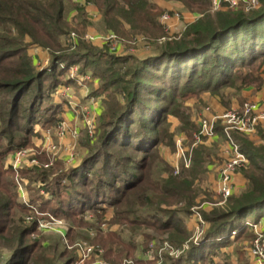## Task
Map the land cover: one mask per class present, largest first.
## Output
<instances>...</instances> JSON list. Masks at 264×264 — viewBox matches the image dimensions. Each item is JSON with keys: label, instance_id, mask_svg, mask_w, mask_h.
Returning <instances> with one entry per match:
<instances>
[{"label": "trees", "instance_id": "1", "mask_svg": "<svg viewBox=\"0 0 264 264\" xmlns=\"http://www.w3.org/2000/svg\"><path fill=\"white\" fill-rule=\"evenodd\" d=\"M176 1L197 18L182 32L169 35L161 21L163 9L153 0H0V166L6 151L23 148L26 140L23 133L31 134L37 114L42 126L61 120L58 115L60 105L54 103L53 98L59 86L69 82L66 74L72 66H78L79 73H90L98 80L99 86L92 94L103 98L95 127L96 133L101 134L103 146L116 143L135 146L144 152L143 159L151 144L149 140L159 143L158 132L163 129L169 113L180 117L183 124L195 126L181 109L185 97L210 91L213 96L222 98L226 90L231 89L233 96L241 99L245 88L254 85L261 88L259 69L264 64V0L248 11L243 7L234 9L230 3H223L227 6L225 9L213 11L212 0ZM89 5H93L98 13L101 29L115 35L125 50L141 47L152 54L146 57L135 52L119 54L111 49L114 39L103 45L84 39L87 29L95 25L88 16ZM72 12L71 21L67 13ZM72 30L78 35L74 48L67 41ZM31 46L49 51L51 57L47 67L37 68L28 51ZM163 102L167 106L165 109ZM229 102L225 101V104ZM244 102L241 100L240 104ZM172 105L174 109L170 108ZM136 112L139 113L137 117ZM22 119L23 124L20 123ZM137 126L138 131H135ZM216 131L224 137L221 122L217 123ZM230 132L250 161L243 170L246 185L232 193L224 206H214L209 212H203L202 217L209 224L204 243L190 246L178 258L165 251L157 252L161 256L160 264L214 262L215 245L231 242V231H238L234 241L249 237L243 232L246 215L256 213L261 217L264 214V145L260 150L244 133ZM3 140L7 141L6 145ZM101 149H94L79 166L67 170H61V166L64 167L61 162L55 167L33 166L29 172L35 176V181L41 180L43 189L50 192L45 203L59 198L53 211L67 216L78 227L83 223L88 225L86 229L95 233L97 251L102 250L101 256L110 263H121L133 257L144 243L148 247L155 238L168 240L175 246L190 242L189 232L180 224L181 217L178 220L173 215L164 218L158 216L160 210L149 213L141 207H160L155 198L162 192L171 198H179L177 203L184 202L185 207L178 211L188 212L195 205V196L188 194L192 189L194 192V187L199 188L198 182L213 161L211 156L214 153L216 156V146L215 152L204 143L194 146L191 166L183 168L181 175H170L168 179L159 177L152 195L137 189L141 175L123 171L122 179H116L121 185L117 190L119 197L108 196L101 181L94 189L83 190L88 184L92 164H97L98 156L95 155ZM106 155L110 156L109 153ZM136 167L139 170L138 164ZM82 169V181L77 178L73 181ZM79 182L81 188L76 186ZM73 184L75 189H71ZM9 185L11 183L4 179L0 169V224L5 222V226H0V259L3 250L10 248L8 258L0 264H73L78 253L68 256L60 248L59 240L53 242L40 234L30 241L29 236L36 230L37 222L24 225L23 217L17 215V210L24 208L17 205L16 195L7 187ZM107 186L116 190L117 182L112 184L110 181ZM128 191L140 193H133L135 199L119 204L121 196ZM61 204L66 207H60ZM111 208L115 213L110 221L118 224L117 229H111L113 224L105 221ZM87 211L95 212L90 216L91 220H85ZM106 223H110L107 230L103 226ZM75 230L73 225L70 232ZM138 236L142 237V242H137ZM145 261L142 258L136 260L139 264H155V261Z\"/></svg>", "mask_w": 264, "mask_h": 264}, {"label": "rangeland", "instance_id": "2", "mask_svg": "<svg viewBox=\"0 0 264 264\" xmlns=\"http://www.w3.org/2000/svg\"><path fill=\"white\" fill-rule=\"evenodd\" d=\"M153 1L155 2L157 0ZM161 2L163 6H160L159 4L158 5L163 9V14L166 13L168 17L167 20L161 21L166 25V29L169 32V35L182 32L189 23L195 20L194 18H192V16L188 15H192V12L186 11L184 5L181 2L176 0H159V3ZM223 3H230V6L234 9L243 7L245 11H248L250 8H257L260 5V0H257L256 4H253L250 0H234V3L228 2L226 0H222V2L220 3V0H218V4H215L214 0H212L213 11L227 8V6H223ZM88 14V16L95 21V25L93 27H89L90 29L92 28V30L89 31L88 28L85 33L87 34L88 32H90L89 35L95 37L93 40H91L93 43L96 44L97 41H101L103 45V42L107 40L106 37L108 36V33L104 32L98 24L100 18L97 17V14H95L94 12H88ZM67 16L72 21L74 14L71 17V14L67 13ZM174 19L185 26L183 28L173 27ZM76 23L77 21L72 23L74 27ZM73 31L76 33L75 30H72V32ZM114 41H118V39L115 38L111 43L112 45L117 43ZM76 68H78V66L70 68L71 74H74V70ZM259 70L261 71L262 76V87L256 88L255 85L250 86V88H253L255 92L263 90L264 88V64L260 67ZM64 86L65 85L62 84L59 86V88H63ZM225 93L226 95H224V97L222 96V98L221 96H213L210 91H204L198 95L185 97L181 101V109L185 113V115L190 117L191 121L193 120L192 122L195 124V126L192 127L190 124L185 125L182 123L180 117L169 113L167 116V120H165L166 123L164 122L163 124V129L158 132L159 143L154 144V139L149 140L151 141V144L149 145V150L146 153V157L144 159L142 158L144 156V152H142V150H137L135 146H124L119 143L111 146H103V141L102 139H100V132L97 131L96 133V131L93 130L89 131L85 118L86 116L91 115L94 118V121H96L97 116H99L101 111H98L97 115H95V113L97 112H95V109H97L96 107L98 105L103 106L102 97L100 98L94 96L95 100L98 102V105L94 108L91 102L81 108L77 107L79 112L76 110V113L77 115H79L80 119L82 118L83 121V127L80 128L71 124L69 121L65 122L62 120L55 123H50L46 126H42V120H38L40 118V115L37 114L38 116L36 115L35 117V119L37 120L32 123L33 130L31 134L25 135V133H23V138L26 139L24 140L25 142L23 148L19 150L12 149L8 152L6 151L5 155L2 157V166H0V169L4 172V179L11 183V186L9 185L7 187H10V189H12V191L15 193L17 205H19L21 208H24L22 211L17 210L18 217L22 216L24 219V225L27 226L33 225L37 222V226H35L36 230L34 232H31L29 236L30 241L34 240L35 238L40 236V234H42L49 237L53 242L59 240L61 243L60 248L66 251L68 256L70 254L76 256L77 253L78 255H81V247H90L92 251L94 249L92 258L98 257L99 259L108 262L101 256L102 250L97 251V245L95 244L96 241L94 240L96 239V237H94V231H89V229H86L88 225H86L85 223L82 224V227H78V224L73 223L70 218H67V216H63L62 213H55L53 209L55 205H57L59 198L54 200L50 199V202L45 203L49 198L50 192H47L41 187V180L38 179L35 181V176H33V174L29 172V170H31L33 166L55 167L60 162L64 166H61V170H67L70 167H74L73 165H75L78 160H83L84 157L89 155L94 149H101L102 147V149L95 155L98 156V161H95L97 163L95 166L94 164H92L93 168L90 169V173L87 177L88 184L83 187L84 191H89L92 188L94 189V186L98 183V181H101V185H103L104 191L108 196L114 195L119 197L120 193H117V190L120 189L121 185L118 181H116V179L120 181L122 179V174L124 173L123 171H126L128 173L132 172L141 175L142 181L139 184L140 186L138 185L139 187L137 189H144L152 195L159 177L168 179L170 175H181L183 173V168H189L191 166L193 148L196 140L195 135L198 132L197 129L199 126V121L206 115L207 111L212 112L213 110H215V108L211 106L210 98L214 97V99H216L218 102H222L226 109L232 107L231 103L235 99H238L237 101L239 102L241 100H246V98L243 97L241 99L239 97H234V90H226ZM57 94L62 95L61 91ZM225 101L230 102L229 104H225ZM53 102L56 103L54 98ZM59 105L60 112L58 115H61L60 113L64 108V104L62 103ZM162 105L165 106L163 109L167 108L165 102H163ZM170 108L174 109L175 106L172 105ZM138 115L139 113L136 112L135 117H137ZM23 121L24 120L22 119L20 123L23 124ZM260 126L261 125H259L253 133H251L253 134V137H249L246 134L245 135L248 136L249 139L259 147L258 149L262 150V147L264 145V138L262 137L264 128ZM181 127L184 128L181 130ZM138 128L139 126L135 127V131H138ZM85 129L87 130V132L84 131ZM207 141L208 140H205L202 143H205V145L212 148L214 152L216 146V156L214 153L211 156V159L215 160V165L221 166L219 169V174H217V172H215L214 170L208 169L207 172L203 174L202 179L198 182L199 188L194 187V192L192 189V191L188 194L190 196H195V205L190 207L188 212H179L178 210L182 209V207H185L184 202L177 203L180 200L179 198H171L170 195H164L162 192H159L157 193L155 200L160 203L157 205H161L160 207H156L155 205H146L141 207V209H144V211L149 213H155L160 210L158 216L162 215L164 218L173 215L172 217L178 220L179 217H181L182 220L180 221V224L184 226L190 234L191 238H189V243L191 247L194 239L198 235H200V231H202V235H204L206 228H208L209 225L206 221L203 226L200 225L198 223L200 216L197 213H200L202 217L203 212H209L213 209L214 206H224L226 203L227 199H224L220 195L218 185L224 163L234 156L232 150H228L227 157H222V153L219 152L218 146L214 143L208 144ZM6 143L7 141L3 140V144L6 145ZM87 143L89 145H86ZM105 153H109L110 156H105ZM249 163L250 161L248 160V163L245 165V167H243L237 173L242 172L244 174L243 170L248 167ZM137 164L140 167L139 170L136 167ZM88 167L89 166L84 167L83 169ZM83 169L79 170V175L73 177V181L75 178L82 181L81 172L83 171ZM110 181L112 182V184H115L117 182V186L115 187L116 190H111L110 188H108L107 185ZM215 181L216 183L218 182V185L215 184ZM79 184L81 183L79 182L78 184H76V186L80 187ZM2 185L3 183L1 184V186ZM71 189H75V184L71 185ZM3 193L4 195H6L5 192ZM133 193L140 192H125L121 196L119 204L125 201H131V198L135 199ZM232 193H235L234 186ZM162 195L166 198H164ZM166 201H168L169 203L166 204ZM60 207H66V204H61ZM15 209L18 208L16 207ZM161 210L164 211L161 212ZM169 211H173V213ZM94 213V211H87L85 220H91L90 216H92ZM114 213V209L111 208V213L106 215L105 221L109 222ZM143 217H147V215L145 214ZM261 217L256 213L246 215L247 220L243 223V225H245V229L243 232H247V236H249L248 238L245 237V239L234 241V239L236 238V233L238 231H231L229 236L231 242H227L221 245L216 244L215 248L217 250V254L214 255L216 261L221 260L224 262L223 264H231L232 257L236 256L238 258L239 264H250V252L248 250L253 239L255 238L254 234L257 231L264 233V231L261 230L262 225H258V223L254 222ZM110 223H106L107 225L104 224L105 226L103 225L106 230L110 227ZM73 225H75L76 230L71 233L70 229ZM0 226H5V222H2ZM110 228L117 229L119 227L118 224H113ZM127 233L128 232H126V235ZM155 236L166 237L160 235ZM142 241V237L138 236L137 242ZM164 242H168V240L155 238L150 241L148 247H146L147 244L145 245L144 243V246H141L143 249H147V251H144L140 247L141 249L139 248V250L133 257L126 258L121 263L128 259V261H134V264H139L136 262V260L142 258L150 262L155 261L156 264V260H151V250L155 255L157 249H160V246ZM9 254L10 248L3 250V256L1 257L0 261L2 262L6 258H8ZM216 261H214L213 264H216ZM225 261H227V263ZM75 263L76 261L73 264ZM211 263L212 262H209L208 264ZM199 264H201V262Z\"/></svg>", "mask_w": 264, "mask_h": 264}, {"label": "built area", "instance_id": "3", "mask_svg": "<svg viewBox=\"0 0 264 264\" xmlns=\"http://www.w3.org/2000/svg\"><path fill=\"white\" fill-rule=\"evenodd\" d=\"M228 2L234 3V0H226ZM253 4L257 3V0H250ZM222 0H220V3ZM215 4H218V0H214ZM168 17L166 13L161 16V20L165 21ZM95 37L89 35V33L84 35V39L93 40ZM116 36L113 34H108L106 37V41H110L115 39ZM78 35L75 32H71L70 36L67 37L68 45L71 48L76 47L77 45ZM105 41V42H106ZM61 66L64 64L62 62L59 63ZM76 71V69L74 70ZM74 77V75H72ZM87 128L89 131H95L96 121L91 115L86 116L85 118ZM218 122L222 123L224 138L226 139L230 150L234 153V156L226 161L222 168L221 178L218 185V190L220 195L227 199L233 191V178L235 174L241 170L248 163L247 154L241 149L239 143H237L231 136V130H237L244 134L253 133L256 128L264 123V103L259 105L254 101H245L239 108L228 109L221 114H214L211 117H203L200 119V130L195 135V144L203 141L204 139H209L215 137L217 134L216 125ZM200 217L198 223L200 225H204L205 220L201 217L200 213H197ZM105 226V225H104ZM235 233V232H234ZM192 245H201L204 243L205 239L202 231H200ZM255 238L253 239L250 245V252L254 257V264H264V233L256 232ZM190 248V243L185 242L181 246H175L172 243L164 242L160 249H157L156 254L154 255L152 250V259L156 260V264L161 263V256L158 253L167 252L170 256L178 258L184 255V253ZM82 254L78 255L75 264H114L103 261L98 257H93V251L90 247H81ZM147 251V249L145 250ZM125 262V263H124ZM121 264H134V261L125 260ZM213 264V262L211 263Z\"/></svg>", "mask_w": 264, "mask_h": 264}, {"label": "crops", "instance_id": "4", "mask_svg": "<svg viewBox=\"0 0 264 264\" xmlns=\"http://www.w3.org/2000/svg\"><path fill=\"white\" fill-rule=\"evenodd\" d=\"M157 4H159L160 6H163L162 2L159 3V0L155 1ZM168 4V3H167ZM88 12H94L95 14H98L96 12V10L93 8V6H90L87 8ZM74 14V12L71 13V17ZM89 15V14H88ZM189 16H192V18L196 19L197 15L192 13V15L188 14ZM185 25H183L182 23H179L178 21H176V19H174V24L173 27L175 28H183ZM92 28H89V31H91ZM90 33V32H88ZM117 42L114 45L111 44V49L113 51H115L116 53H125V52H135L138 53V55L142 56V57H146L147 55H151L150 54V50H143L141 49V47L139 49H124L123 44H120L119 41H114ZM96 44L98 45H102L101 41H97ZM29 54L33 57L35 64L37 66V68L39 69H43L45 67H47L49 61H50V53L48 50L43 49L41 47H36V46H31L29 48ZM75 66H72L71 68H73ZM71 70V69H70ZM72 75H74V77H72ZM66 80L69 81L68 83L64 84L65 86L63 88H59L57 89V93L61 91V94H54V99L56 104H64V108L62 110L61 114V120L62 121H69L71 124L77 126V127H83V121L82 118H79V115H77L76 110L79 112L78 108L86 106L89 102L92 103L93 108L96 107L98 105V102L95 100V97L92 94L93 89L98 88L99 83L98 80L96 78H92L90 73L87 74H83V73H79L78 72V68H76V71H74V74H71V72L69 71L66 74ZM82 83V84H81ZM241 97L246 98V100L244 101H254L257 102L259 105H261L262 103H264V88L263 90L257 91L255 92L253 88L247 87L245 88L242 93H241ZM101 98V97H100ZM211 100V106H213V108H215V110H213L212 112L207 111L206 115L204 117H211L214 114H221L223 112H225L228 109H234V108H239L241 106L240 102L237 101L238 99L233 100L232 107L226 109L224 107V104L222 102H218L216 99L210 98ZM78 107V108H77ZM97 109H95V115H97L98 111L100 112L102 109V106L98 105L96 107ZM81 116V115H80ZM260 127L264 128V123L261 124ZM249 137H251L253 134L249 135L246 134ZM253 137V136H252ZM208 140L207 143L211 144L214 143L218 146L219 152L222 153V157H227L228 155V150H230L229 145L226 141V139L221 136L220 134L216 135L213 138H209V139H204L203 141ZM203 141L199 142L202 143ZM198 144V143H197ZM196 144V145H197ZM205 144V143H204ZM194 145V146H196ZM218 156V153H217ZM81 160H78L75 165L73 166H77L79 165V163H81ZM215 160L212 161L211 164H209V169L214 170L215 172H217V174H219V169L220 166L215 165L214 164ZM219 177V175H218ZM247 183V179L245 178L244 174L242 172H239L237 174H235L234 176V191L235 193L238 192L240 189H242ZM215 184L218 185V182ZM255 223H258V225H262V229L264 231V214L262 215V217L256 221H254ZM250 252V250H248ZM249 260H250V264H254V257L253 255L249 254ZM214 261H216V258L214 257ZM227 263V261H225ZM224 262L221 260H217L216 264H223ZM228 264V263H227ZM231 264H239L238 262V258L236 256L232 257V261Z\"/></svg>", "mask_w": 264, "mask_h": 264}, {"label": "water", "instance_id": "5", "mask_svg": "<svg viewBox=\"0 0 264 264\" xmlns=\"http://www.w3.org/2000/svg\"><path fill=\"white\" fill-rule=\"evenodd\" d=\"M204 238V237H203Z\"/></svg>", "mask_w": 264, "mask_h": 264}]
</instances>
